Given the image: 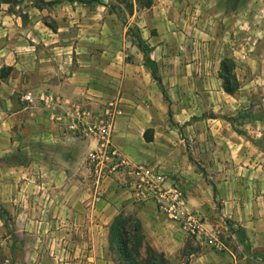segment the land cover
I'll return each instance as SVG.
<instances>
[{
	"label": "rangeland",
	"instance_id": "1",
	"mask_svg": "<svg viewBox=\"0 0 264 264\" xmlns=\"http://www.w3.org/2000/svg\"><path fill=\"white\" fill-rule=\"evenodd\" d=\"M44 1L0 0V133L6 113L18 108L11 99L36 107L44 94H56L47 81L53 74L69 75L91 59L97 84L114 74L107 65L112 59L145 65L136 42L140 30L173 99L166 122L186 144L187 159L174 164L167 156L163 172L167 202L175 205L164 213L186 237L184 255L219 251L233 264H264V0H154L150 8L135 5L132 14L117 0ZM225 58L239 80L234 93L220 75ZM110 101L91 122L106 117ZM239 114L243 122H236ZM249 137L257 143L254 160L247 155ZM6 166L0 163V174ZM223 180L230 182L215 195L211 185ZM23 221L0 199V264H12L5 240L14 222Z\"/></svg>",
	"mask_w": 264,
	"mask_h": 264
},
{
	"label": "crops",
	"instance_id": "2",
	"mask_svg": "<svg viewBox=\"0 0 264 264\" xmlns=\"http://www.w3.org/2000/svg\"><path fill=\"white\" fill-rule=\"evenodd\" d=\"M90 60L74 65L88 71L82 77L76 76L74 68L69 75L59 72L48 77L57 98L53 105L44 102L32 107L15 97L10 100L18 108L2 120L0 163L8 171L0 174V199L15 218L24 221L14 222L4 253L12 264H120L111 247L110 227L118 215L132 212L142 224L146 242L163 252L170 264H233L228 253L219 251L184 255L186 237L178 223L159 209L156 200L137 197L119 175L108 177L103 195L96 197L87 162L97 139L85 125L115 95L122 96L124 114L116 121L113 142L123 154L135 162L154 164L164 173L167 156L175 164L187 155L184 138L179 139L166 122L170 106L162 91L159 94L161 89L156 91L159 85L152 82L143 63L134 68L112 59L107 65L114 74L96 84L88 68ZM246 143L248 158L254 160L257 143L250 137ZM228 182L211 185L213 192L216 187L214 194L224 193Z\"/></svg>",
	"mask_w": 264,
	"mask_h": 264
},
{
	"label": "built area",
	"instance_id": "3",
	"mask_svg": "<svg viewBox=\"0 0 264 264\" xmlns=\"http://www.w3.org/2000/svg\"><path fill=\"white\" fill-rule=\"evenodd\" d=\"M26 98L33 102L32 94H28ZM41 99L49 105L57 101L53 94H44ZM122 102V97L111 100L105 118L85 125L86 132L97 139V146L89 154L87 162L96 197L103 195L104 182L108 177L119 175L123 184L131 188L137 197L156 200L159 209L166 212L170 206H175L167 202L170 192L164 186L166 175L154 164L131 160L114 145L113 130L118 116L123 112Z\"/></svg>",
	"mask_w": 264,
	"mask_h": 264
},
{
	"label": "trees",
	"instance_id": "4",
	"mask_svg": "<svg viewBox=\"0 0 264 264\" xmlns=\"http://www.w3.org/2000/svg\"><path fill=\"white\" fill-rule=\"evenodd\" d=\"M44 1V0H42ZM82 3H93L95 0H80ZM122 6V9L132 14L135 10V5L138 9L150 8L154 4V0H135L134 3H126L125 0H117ZM49 5L51 2H45ZM130 32L133 28L130 26ZM136 42L138 47L144 52L145 65L151 70L152 76L158 82L161 91L163 93L165 101L169 104V114L173 116V110L171 108V98L168 93V89L165 86L162 76L158 73V63L150 56L148 46L143 38L142 34H136ZM220 75L223 78V86L229 93H234L239 86V80L234 72V64L230 59H223L221 63ZM244 115L239 114L236 116V122H243ZM146 140H150L151 137L145 134ZM216 192V187H214ZM121 213L112 222L110 227V243L111 247L117 253L120 264H170L169 259L163 252L156 250L150 244L146 242L145 234L143 232L142 224L138 218L129 216L123 217ZM264 259V256H262Z\"/></svg>",
	"mask_w": 264,
	"mask_h": 264
}]
</instances>
